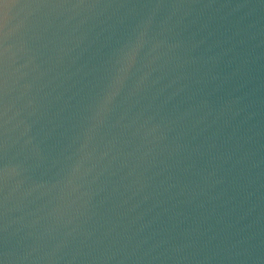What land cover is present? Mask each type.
I'll use <instances>...</instances> for the list:
<instances>
[{"label":"water","instance_id":"water-1","mask_svg":"<svg viewBox=\"0 0 264 264\" xmlns=\"http://www.w3.org/2000/svg\"><path fill=\"white\" fill-rule=\"evenodd\" d=\"M0 16V264H264V0Z\"/></svg>","mask_w":264,"mask_h":264},{"label":"snow or ice","instance_id":"snow-or-ice-1","mask_svg":"<svg viewBox=\"0 0 264 264\" xmlns=\"http://www.w3.org/2000/svg\"><path fill=\"white\" fill-rule=\"evenodd\" d=\"M7 27V24L2 16H0V41L3 40L4 32ZM0 47H2V44H0ZM0 93H2V81H0ZM3 118H4V112H3V102H2V96H0V128L3 126ZM0 207H2V201H0Z\"/></svg>","mask_w":264,"mask_h":264}]
</instances>
